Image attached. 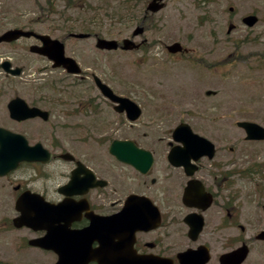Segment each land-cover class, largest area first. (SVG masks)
<instances>
[{
    "label": "flooded vegetation",
    "instance_id": "flooded-vegetation-1",
    "mask_svg": "<svg viewBox=\"0 0 264 264\" xmlns=\"http://www.w3.org/2000/svg\"><path fill=\"white\" fill-rule=\"evenodd\" d=\"M147 19L144 10L136 41L144 53ZM50 31L43 33L49 37L0 42L4 78L24 82L34 75L20 88L0 84V264H135L143 255L177 263L179 252L201 246L204 264H233L221 257L242 243L253 253L264 242V203L257 200L261 219L251 230L240 223L233 147L191 150L175 142L172 131L155 140L159 147H149L106 131L112 114L128 123L127 109L99 91L95 71L78 59L94 51L98 36L79 37L72 27ZM74 62L80 73L70 72ZM36 74H44L43 82ZM74 80L91 82L79 88ZM103 137L111 138L109 146L114 139L133 140L147 151L138 157L141 167L150 160L149 167L118 160L108 146L79 150L64 143ZM252 184L254 197L264 198V182ZM198 218L202 226L194 236L189 229Z\"/></svg>",
    "mask_w": 264,
    "mask_h": 264
},
{
    "label": "rangeland",
    "instance_id": "rangeland-1",
    "mask_svg": "<svg viewBox=\"0 0 264 264\" xmlns=\"http://www.w3.org/2000/svg\"><path fill=\"white\" fill-rule=\"evenodd\" d=\"M64 1L0 0V33L22 26L41 33L52 29L59 34L65 27L87 28L73 23L94 16L95 31L106 38L121 39L137 29L149 0H74L80 9L67 7ZM249 13L259 18L251 27L242 22ZM145 24L144 36L149 41L146 53L143 49L101 54L93 45L95 52L85 50L78 57L83 68L89 66L93 69L89 71H95L117 93L132 98L143 108L140 121L132 128L120 121L122 117L112 114L106 131L111 127L114 136L159 147L158 138L161 143L184 121L217 148L233 147L232 157L239 170L240 223L251 230L250 226L261 219L257 213L259 203H264V198L254 197L252 188V182H264V177L259 176L264 174V141H245V133L236 121L250 120L264 126V0H166L165 7L149 14ZM230 24L233 26L229 31ZM134 40L139 41L140 36ZM175 41L189 49L185 55L167 54L164 46ZM230 58H235L232 64L216 65ZM33 77L31 73L24 82L0 77V84L17 82L20 88ZM87 82L91 81L74 80L73 84H83L82 88ZM111 138H80L64 143L79 150L106 148ZM253 163L257 164L256 172L250 170ZM244 264H264V242L255 245Z\"/></svg>",
    "mask_w": 264,
    "mask_h": 264
},
{
    "label": "water",
    "instance_id": "water-1",
    "mask_svg": "<svg viewBox=\"0 0 264 264\" xmlns=\"http://www.w3.org/2000/svg\"><path fill=\"white\" fill-rule=\"evenodd\" d=\"M149 8L151 10H157V9L160 8V5L155 3V0H153V2H151V4L149 5ZM243 20L248 25H252L256 21V17L253 16V15L246 16V17L243 18ZM20 33H26V32H23L21 30H10V31L6 32L5 34H3L0 37V39L2 37L5 38V37H7L9 35L20 34ZM99 43H105L106 46H108V47H116L115 41L99 40ZM101 46H103V45H101ZM102 86H104V85H102ZM104 90L108 94L110 93V90L108 88L105 87ZM127 103H130V105L133 104L129 99H126V102H125L126 106H127ZM135 108H136V106H135ZM137 116L138 115H137V112H136L135 115L132 118H136ZM238 124L240 126H243L246 129V131L248 133V136H247L248 138L249 137H251V138H262L264 136L263 135V128L260 127L259 125L255 124V123L243 121V122H238ZM175 137L177 139L178 138H181V139L184 138V140L187 143V146L189 148L193 149V150H195L197 148H203V147L206 148V147H211L212 146V144H211V142L209 140H207V139H205L203 137H200L197 134H194L186 124H182V126H179L175 130ZM124 145H129L130 147H133L130 142L114 141L112 143V145H111V149H112L113 153L118 158H120L122 160H128V161H130L131 163H133L136 166L137 163H136V161L134 159H131V157L128 154L121 152V148ZM246 252H247V250H246L245 246H242L241 248L235 250V252H234L235 260L237 262H240L241 260H243V258L246 255ZM184 264H197V260L195 258H192V260L190 261L189 257H187V258H185Z\"/></svg>",
    "mask_w": 264,
    "mask_h": 264
}]
</instances>
